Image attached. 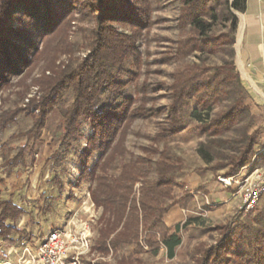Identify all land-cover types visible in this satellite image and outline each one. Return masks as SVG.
<instances>
[{
    "label": "trees",
    "instance_id": "1",
    "mask_svg": "<svg viewBox=\"0 0 264 264\" xmlns=\"http://www.w3.org/2000/svg\"><path fill=\"white\" fill-rule=\"evenodd\" d=\"M147 1L0 0V88L12 75L31 71L39 58V41L44 45L39 53L46 52L50 57L66 45V38L61 41V36L68 26L77 20L93 19L95 27L87 43V56L63 68H56L52 58L46 61L53 73L40 80L42 96L29 104V107L39 109L40 113L33 114V125L25 136L28 140H38L47 126L48 115L55 108L60 109L63 117L62 124L54 131L56 142L66 141L77 134L80 121L86 120L93 130L87 154L110 149L97 167L99 172L95 175L96 184L91 192L93 202L103 209L98 249L109 251L117 250L124 244L141 245L145 237L150 250L164 248L168 256L173 257L182 243L181 228L179 225L168 227L164 217L174 206L188 209L194 196L190 190H185L181 197L175 196V188L183 185L179 181L183 170L181 158L172 150L170 143L185 130L216 138L231 130L249 110L247 100L251 93L237 69L234 48L239 21L237 12L246 11L248 0H185L180 20L183 30L189 26V31L185 30V36L178 42L180 64L173 75L167 121L152 138L156 146L150 150L149 159L132 157L123 162L118 155L125 156L126 148L123 143L114 142L118 130L129 126L136 117H146V112L140 107H132L133 98L126 92L127 83L119 73L128 71L124 62L126 58H137L136 34L140 25L149 22ZM219 7L222 9L219 10ZM18 13H22L20 17ZM220 15L230 23L228 31L208 33L212 21L218 20ZM17 20L21 23L20 27L14 26ZM114 21L130 23L133 33L118 31L113 26ZM220 50L226 52L228 58L217 66L183 61L195 51L214 53ZM67 90L72 92L73 100L70 105L64 106L62 95ZM192 101L195 108L191 111ZM223 101L228 102L225 108L209 115ZM20 109L26 108L18 107L1 114L0 130L15 121ZM200 110L207 111L206 119L201 118ZM188 116L198 122L189 126ZM57 131L59 135H55ZM219 141L222 140H213ZM258 141L257 130L246 135L242 146L234 147L225 155L226 162L217 167H229L225 175L234 174L252 160ZM27 148L28 143L20 146L18 154L12 159L4 152L10 170L20 163L27 164L24 159ZM202 156L212 159L208 150ZM52 158L61 163L58 154H53ZM23 214L24 208L12 199H0L1 239L13 242L14 234H18L19 239L24 237V231L17 227ZM254 219L258 226H225V236L215 246L195 250V254L200 255L196 259L197 264H264V210ZM244 240L248 248L243 253L233 252L236 243ZM228 252L238 257L232 260L225 256Z\"/></svg>",
    "mask_w": 264,
    "mask_h": 264
},
{
    "label": "rangeland",
    "instance_id": "2",
    "mask_svg": "<svg viewBox=\"0 0 264 264\" xmlns=\"http://www.w3.org/2000/svg\"><path fill=\"white\" fill-rule=\"evenodd\" d=\"M184 4L185 0H148L146 7L149 11V22L140 25L136 34L137 58L131 56L124 60L128 71L119 74L127 83L125 90L133 98L132 107H140L143 112H146V117H136L132 119L129 126H123L118 130L114 142L123 143L126 148L125 156L118 155L123 162H128L132 157L149 159L150 150L156 146L152 138L167 121L173 75L180 64L177 57L178 42L185 36V30L189 31V26L184 30L181 26L180 18ZM221 9L222 7H219V10ZM21 14L18 13L17 16L20 17ZM229 25L230 23L220 15L218 20L212 21L208 33L218 34L228 31ZM14 26L20 27L21 23L17 20ZM113 26L120 32L133 33L130 23L114 21ZM94 27L93 19L73 22L61 36V41L66 38V45L58 53H54L55 56L52 53L49 57L46 52V55L44 52L40 54L39 51H42L44 45L42 41H39L37 43L39 58L31 71L25 70L20 75H12L0 88V116L18 107L26 108L18 111L15 121L11 122L8 128L0 130V196L1 198L14 196L24 207L27 223L25 221L21 226H18V223L17 227L24 229V234L27 236L42 237L50 229L60 228L72 222H75L78 228L84 227V224L88 225L92 236L89 256L90 260H95L96 264L132 262L133 264H197L196 259L200 255L195 254V250L203 246L206 248L215 246L221 238H224L225 226L234 228L238 225H259L254 218L264 210V194L255 209L246 211L241 193L238 192L239 185L232 187L221 185L222 190L228 191L229 194L233 193L234 201L230 207L226 205L227 203L212 201L211 197L210 203H207L205 199H202L206 190L195 188L192 191L195 207L188 211L187 220L182 222V243L173 257L168 256L162 248L158 251L150 250L144 241V236L141 245H138L139 243L124 244L117 250L100 251L98 240L100 228L103 226V209L93 202L91 192L96 184L95 175L99 172L97 167L110 149L96 150L90 155L87 154L88 140L93 130L84 119L80 121L77 134L66 141L56 142L53 139L54 131L63 122L58 108L48 115L47 126L38 140L34 138L28 140L25 136L33 125V114L40 113L39 109L29 107V104L42 96L40 80L53 73V70L47 67L46 61L52 58L56 68H63L87 56L89 54L87 43L93 34ZM35 35L33 40L36 39ZM226 58L228 55L221 50L214 53L195 51L183 58V61L217 66ZM26 89L24 95L23 92ZM251 90L249 92L254 93L256 99H253L251 94L247 100L250 105L249 110L235 122L231 130L217 135L216 138L214 135L185 130L173 138L170 146L181 158L183 170L179 181L192 173L210 175L217 182H219V176H230L225 175L229 167L217 166L224 164L225 155L229 154L234 147L240 148L244 137L256 130L259 132V141L255 145L252 160L234 174H240V178L243 179L249 177L250 180L264 181V92L259 91L260 94L257 95ZM72 100V92L65 91L62 95L64 106L70 105ZM227 104V101L221 102L209 115H215ZM194 108L192 101L191 111ZM198 113L202 119L208 117L205 110H200ZM196 122H198L197 119L188 116L189 126ZM55 135H59V131ZM215 139L222 141L213 142ZM27 143L28 148L24 156L27 164L20 163L10 170L4 152H7L8 158L12 159L18 154L20 146ZM160 147L162 148V145ZM206 150L212 157L211 160L202 156ZM55 153L60 156L61 163L52 158ZM116 173L118 174L119 170ZM180 188H175L176 197L184 194L185 190L182 192ZM245 241L237 242V246L232 248V251L239 253L245 251L248 248ZM225 256L232 260L238 257L232 252L225 253ZM86 262L89 263V260L86 259Z\"/></svg>",
    "mask_w": 264,
    "mask_h": 264
},
{
    "label": "crops",
    "instance_id": "3",
    "mask_svg": "<svg viewBox=\"0 0 264 264\" xmlns=\"http://www.w3.org/2000/svg\"><path fill=\"white\" fill-rule=\"evenodd\" d=\"M237 14L239 21L236 31V42L234 44L236 52L235 63L248 90L252 89L251 91L258 95L260 94L258 93L259 91L263 92L264 87V0H248L246 11ZM252 96L253 99H256L254 93ZM180 181L183 184L181 187L182 192L183 190H190L192 192L195 188L206 190L202 199H205L207 203H210V197L212 201L216 200L218 203H227L226 205L228 207H230L234 201V199H232L233 193L229 194L228 191L222 190L221 184L210 175L192 173L181 178ZM0 199H12L14 203L23 207L14 196L11 198H1L0 196ZM194 207L195 203H192L188 209L174 206L165 215V223L170 228H175L179 225L182 229V222L187 220L188 211H191ZM25 221L27 223L26 213L20 217L18 221L19 224L17 223L18 226H21V224L23 225ZM8 223H10V221H8ZM22 230L25 233V230ZM29 234H31L30 230ZM23 235L24 237L19 239V235L15 234L13 236V242L0 239L3 241L1 250L13 251V248L20 247L23 240L27 238V234ZM162 249L165 250L164 248ZM11 255L13 257L15 256L13 253H11Z\"/></svg>",
    "mask_w": 264,
    "mask_h": 264
},
{
    "label": "built area",
    "instance_id": "4",
    "mask_svg": "<svg viewBox=\"0 0 264 264\" xmlns=\"http://www.w3.org/2000/svg\"><path fill=\"white\" fill-rule=\"evenodd\" d=\"M218 180L223 187L239 185L238 192L241 193L246 211L255 209L264 194L263 180H250L249 177L243 179L240 174L219 176ZM91 237L88 225L78 228L72 222L50 229L42 237L31 235L23 240L20 247L13 248V251L1 250L3 241L0 240V264H96L89 256Z\"/></svg>",
    "mask_w": 264,
    "mask_h": 264
}]
</instances>
